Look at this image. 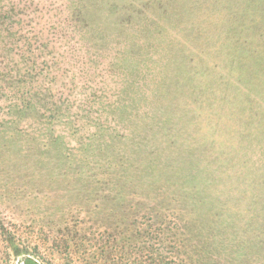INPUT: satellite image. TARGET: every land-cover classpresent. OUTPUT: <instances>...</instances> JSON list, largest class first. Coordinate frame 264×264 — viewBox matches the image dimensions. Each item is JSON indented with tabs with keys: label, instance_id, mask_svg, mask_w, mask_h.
Segmentation results:
<instances>
[{
	"label": "trees",
	"instance_id": "trees-1",
	"mask_svg": "<svg viewBox=\"0 0 264 264\" xmlns=\"http://www.w3.org/2000/svg\"><path fill=\"white\" fill-rule=\"evenodd\" d=\"M104 2L119 16L109 34L134 60L110 108L114 125L88 131L77 154L49 127L27 134L18 152L28 148V171L76 174L90 195L112 191L118 205L131 210L129 219L123 214L119 220L146 218L151 238L167 240L186 264H264V0L229 1L228 52L175 43L199 37L184 26L182 36H169L160 57L148 41H155L161 23L193 27L176 16L185 1L130 0L125 8ZM89 20L84 17V25ZM194 48L200 55L211 48L233 81L212 74L217 64L194 62ZM34 95L26 106L36 102ZM12 124L0 123V141L17 147L20 132ZM54 157L63 170L49 166ZM103 211L108 221L110 209ZM157 255L149 264H163Z\"/></svg>",
	"mask_w": 264,
	"mask_h": 264
},
{
	"label": "rangeland",
	"instance_id": "rangeland-1",
	"mask_svg": "<svg viewBox=\"0 0 264 264\" xmlns=\"http://www.w3.org/2000/svg\"><path fill=\"white\" fill-rule=\"evenodd\" d=\"M104 1L0 0V123L11 122L20 132L14 138L17 147L0 141V264H19L28 256L40 264H138V259L140 264H149L151 257L159 259L158 252L163 264H186L167 240L151 238L154 231L146 218L136 223L119 220L123 214L129 219L131 210L120 207L112 191L90 195L87 188L78 186L84 178L78 181L76 174L70 177L46 170L33 174L26 164L28 148L18 152L27 134L49 127L77 154L78 143L84 144L88 131L114 125L110 108L129 82L134 60L122 55V45L114 42L115 34H109L110 22L119 16L109 12ZM109 1L125 8L130 0ZM178 1H185L186 6L177 5V19L183 16L193 27L185 22L175 27L161 23L155 41H148L156 43L157 57L164 56L169 36H182L184 26L189 36L197 33L199 37L175 43L224 47L228 52L227 12L232 0ZM84 17L90 19L87 26ZM207 49L208 53L200 55L194 48L193 60L213 68L221 59ZM221 65L212 74L220 72V77L233 81L234 75ZM31 92L37 97L29 107L26 97ZM121 143L126 141L117 144ZM59 163L54 157L49 166ZM105 209H110L108 221L103 219ZM127 236H133L129 244L124 242Z\"/></svg>",
	"mask_w": 264,
	"mask_h": 264
},
{
	"label": "crops",
	"instance_id": "crops-1",
	"mask_svg": "<svg viewBox=\"0 0 264 264\" xmlns=\"http://www.w3.org/2000/svg\"><path fill=\"white\" fill-rule=\"evenodd\" d=\"M20 264H40V263L33 257L28 256L23 258Z\"/></svg>",
	"mask_w": 264,
	"mask_h": 264
},
{
	"label": "built area",
	"instance_id": "built-area-1",
	"mask_svg": "<svg viewBox=\"0 0 264 264\" xmlns=\"http://www.w3.org/2000/svg\"><path fill=\"white\" fill-rule=\"evenodd\" d=\"M22 262V260L19 261V264Z\"/></svg>",
	"mask_w": 264,
	"mask_h": 264
}]
</instances>
